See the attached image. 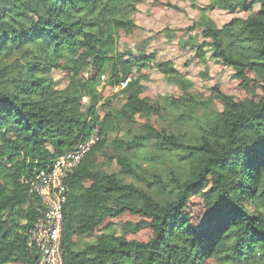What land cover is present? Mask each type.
<instances>
[{"label":"trees","instance_id":"1","mask_svg":"<svg viewBox=\"0 0 264 264\" xmlns=\"http://www.w3.org/2000/svg\"><path fill=\"white\" fill-rule=\"evenodd\" d=\"M142 2L0 0V264H39L29 232L43 206L22 178L94 132L98 143L66 181L64 264H264V0H211L193 27L159 33L192 52L189 62L207 64L210 52L234 71L230 87L205 98L147 53L148 41L130 49ZM215 7L249 15L219 27L207 13ZM166 8L179 10L153 0L149 13ZM199 28L201 44L184 39ZM152 67L179 98L153 102ZM166 112L193 129L167 134ZM153 141L183 175L155 174L153 184L138 172L130 153Z\"/></svg>","mask_w":264,"mask_h":264},{"label":"rangeland","instance_id":"2","mask_svg":"<svg viewBox=\"0 0 264 264\" xmlns=\"http://www.w3.org/2000/svg\"><path fill=\"white\" fill-rule=\"evenodd\" d=\"M152 1L143 0L133 14V19L140 29L130 41V49L134 51L138 41H148L146 52L155 53V59L159 62L172 63L179 72L192 82L191 94L196 97L203 96L205 98L209 95L212 87L218 84L230 87L234 82V71L213 61L210 52L207 54V64L196 61L189 62L190 57L193 55L192 52L189 50L183 51L177 39L168 40L164 35H159L165 30L172 32L193 27L202 16L201 8H208L211 0H170L179 10L166 8L155 15L149 13V5ZM258 9L259 5L255 4L254 10L257 11ZM207 13L219 27L230 22L233 18L245 19L249 15V12L241 9L230 12L217 7L209 8ZM171 35L174 34L172 33ZM184 37L185 40L192 38L193 41L199 44L203 42L200 28ZM149 72L150 79L144 84L152 88L153 102L155 104H163L170 97L179 98L182 95L180 88L175 84L169 83L155 67L150 68ZM53 78L58 89H65L69 84L68 76L62 71H53ZM229 94H235V91H230ZM122 102L123 96L116 101L115 105L120 107ZM165 109L166 111L170 110L168 107ZM158 124L169 135L193 129L189 124L177 119L175 113L168 114L166 112L162 119L158 120ZM128 129H136V126L128 125L126 130ZM130 156L135 168L141 175L146 178H150L152 175L153 184L155 180L153 175L155 174L161 175L164 179L170 178V174L173 172L183 175V162L164 156L155 141L136 148L130 153ZM106 170L114 175L121 173V169L117 165L108 167ZM128 182H131V180ZM85 241L87 240H82V242Z\"/></svg>","mask_w":264,"mask_h":264},{"label":"built area","instance_id":"3","mask_svg":"<svg viewBox=\"0 0 264 264\" xmlns=\"http://www.w3.org/2000/svg\"><path fill=\"white\" fill-rule=\"evenodd\" d=\"M98 141L99 137L94 132L59 156L50 170L38 171L29 179L22 178V182L29 185L31 193L39 197L43 206L41 217L29 232V245L35 246L40 254L39 264H64L62 231L68 191L66 181Z\"/></svg>","mask_w":264,"mask_h":264},{"label":"crops","instance_id":"4","mask_svg":"<svg viewBox=\"0 0 264 264\" xmlns=\"http://www.w3.org/2000/svg\"><path fill=\"white\" fill-rule=\"evenodd\" d=\"M85 240L90 241L91 239H85Z\"/></svg>","mask_w":264,"mask_h":264}]
</instances>
